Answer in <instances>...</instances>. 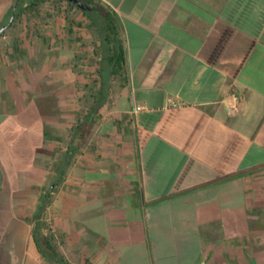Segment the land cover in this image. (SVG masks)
Here are the masks:
<instances>
[{
    "label": "crops",
    "instance_id": "0c3cea01",
    "mask_svg": "<svg viewBox=\"0 0 264 264\" xmlns=\"http://www.w3.org/2000/svg\"><path fill=\"white\" fill-rule=\"evenodd\" d=\"M96 1L126 64L78 117L0 56V264H264V0Z\"/></svg>",
    "mask_w": 264,
    "mask_h": 264
},
{
    "label": "rangeland",
    "instance_id": "374dc122",
    "mask_svg": "<svg viewBox=\"0 0 264 264\" xmlns=\"http://www.w3.org/2000/svg\"><path fill=\"white\" fill-rule=\"evenodd\" d=\"M17 1L0 0V30L4 29L6 32L3 36L7 37L0 42V56L6 51H13L16 57L24 61L29 57H35L36 60L42 57L49 59L46 63L53 65L54 71H70V74L49 73L48 78L61 82L65 77L64 80L71 82L72 90L68 99L78 117L83 114L85 104H93L94 93L90 89L85 90L83 86L87 82L95 86V82L101 81L100 65L104 48L102 38L89 18L96 13L72 7L69 2L44 0L35 7H26L21 17L6 29ZM38 225L47 235L50 234L45 220ZM42 239L45 241L46 235Z\"/></svg>",
    "mask_w": 264,
    "mask_h": 264
},
{
    "label": "trees",
    "instance_id": "16d2710c",
    "mask_svg": "<svg viewBox=\"0 0 264 264\" xmlns=\"http://www.w3.org/2000/svg\"><path fill=\"white\" fill-rule=\"evenodd\" d=\"M61 1V0H59ZM87 5L91 7L89 11H94L96 13L95 16L89 17L92 21V26L95 27L101 38L103 44V54H102V62L100 67V75L103 81V89L107 88L106 82L109 81L111 76L118 75L126 64V51L122 41L117 39L119 35L120 25L114 14L107 8L101 6L97 3L96 0H81ZM44 0H18L17 6L13 11L11 22L5 27L8 29L13 22L21 17L23 12L26 9L31 8L30 6L35 7L37 4L43 3ZM66 2V1H61ZM23 3H27L23 5ZM30 5V6H29ZM70 6L75 7L73 4L69 3ZM27 7V8H26ZM26 8V9H25ZM88 12V11H87ZM6 31L0 30V38L4 35ZM103 97H105L103 95ZM104 106V104H102ZM45 204L42 205V210L45 209ZM47 249L42 250V254L47 256V250L52 253V257L58 261L60 264H71L69 261L65 259L64 256L59 254L56 249H54L49 243V239H45L44 241Z\"/></svg>",
    "mask_w": 264,
    "mask_h": 264
},
{
    "label": "built area",
    "instance_id": "2783aa9c",
    "mask_svg": "<svg viewBox=\"0 0 264 264\" xmlns=\"http://www.w3.org/2000/svg\"><path fill=\"white\" fill-rule=\"evenodd\" d=\"M230 102H226V105L228 107V110L230 113L235 114L238 113L240 110V100L238 99V97H233L231 100H229ZM139 110H141V107H138Z\"/></svg>",
    "mask_w": 264,
    "mask_h": 264
},
{
    "label": "water",
    "instance_id": "95a60500",
    "mask_svg": "<svg viewBox=\"0 0 264 264\" xmlns=\"http://www.w3.org/2000/svg\"><path fill=\"white\" fill-rule=\"evenodd\" d=\"M61 1L69 2V3L73 4L74 6H77L78 8H80L84 11H89L91 9V7L89 5H87L86 3H84L81 0H61ZM1 31H4V29H2Z\"/></svg>",
    "mask_w": 264,
    "mask_h": 264
}]
</instances>
